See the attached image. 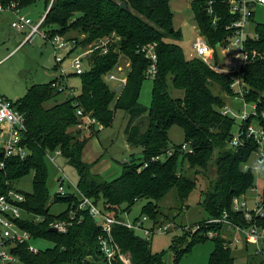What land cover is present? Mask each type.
I'll list each match as a JSON object with an SVG mask.
<instances>
[{"label":"trees","instance_id":"obj_1","mask_svg":"<svg viewBox=\"0 0 264 264\" xmlns=\"http://www.w3.org/2000/svg\"><path fill=\"white\" fill-rule=\"evenodd\" d=\"M38 1H43L48 10L40 26L46 40L67 31L76 32L72 53L105 41L112 34L119 42L116 45L108 42L106 53L100 48L90 52L86 58L88 68L78 76L81 78L80 95L58 99L62 93L52 87L58 82L54 78L47 84L32 85L23 98L13 103L24 118L26 131L22 143L27 156L22 160L14 157L4 160L0 151V162H4V167L0 168V195L12 189L13 182L34 172L33 191L23 194L26 202L22 209L27 215L19 225L34 238L51 240L53 247L32 254L27 250V244H21L15 246L12 254L26 264H95L99 259L95 242L99 229L95 220L81 211L75 213L74 221L68 218L71 208L78 206V195L56 194L55 201L66 202L69 210L59 217L49 214L46 155L56 150L62 152L61 161L76 172L79 193L105 215L120 218L124 212H130L135 202L144 200L142 216L151 221L152 226L148 227L154 230L161 225L151 216L158 203L172 189L176 190V199L184 203L195 186V181L184 175L185 163L190 169L205 171L213 166L215 170L201 201L207 216L218 218L227 211L235 224L243 223L238 215L230 212V204L233 198L247 193L253 186V171H244L243 166L253 156L256 144L249 139L244 148H228L236 121L220 112L226 99L233 96L231 84L240 79L245 101L255 103L257 111L264 113V25L256 27L255 34L259 36L256 39L247 36L244 46L248 61L238 72L229 75L184 56L181 47L174 42L181 40V31L174 29L170 0H53L51 5L50 0H0V4L14 3L21 11ZM229 1L191 0L190 3L199 32L214 50L216 45L223 48L230 36L225 31L233 19ZM123 2L127 4V10L121 8ZM214 17H217L215 25L212 23ZM149 46L156 55V73L152 78V102L147 110L138 104V96L151 65L142 51ZM120 54L129 60V66L125 84L117 91L102 79L118 64ZM214 58L216 65V53ZM172 90L179 92L176 97L172 96ZM113 109L129 116L124 130L125 142L131 151L141 149L142 160L136 162L132 158L130 165L125 163L119 178L107 182L91 172L93 164L83 161L89 138H82L81 132L92 131L94 135L98 132L95 125H88L87 117L102 128L108 127L113 120ZM78 110L82 111V117L77 116ZM262 123L264 126V120ZM173 126L183 131L184 143L190 145L189 153L181 151L183 143L173 146L171 154L167 155L170 150L168 132ZM161 156L158 161L151 160ZM144 163H147L145 168ZM55 221L72 225L65 233H52L50 227ZM212 226L211 230L220 233L214 238H209L204 229L189 239L186 233L175 235L168 249L175 256L174 264L192 245L205 240L215 244L208 264H235L234 251L246 252V258L250 257L248 264H257V258L248 248L226 247L229 240L222 237L223 227H209ZM113 239L121 251L129 255L132 264H164L166 251L152 252L150 241L136 237L132 230L115 227Z\"/></svg>","mask_w":264,"mask_h":264},{"label":"rangeland","instance_id":"obj_2","mask_svg":"<svg viewBox=\"0 0 264 264\" xmlns=\"http://www.w3.org/2000/svg\"><path fill=\"white\" fill-rule=\"evenodd\" d=\"M191 0H170V8L173 13V26L175 30L181 31V40L174 41L183 50L184 56L190 60L189 55L192 53V43L195 41L197 35H199L196 23L193 19V14L190 8ZM254 23L257 25H264V5L263 7L257 6L253 10ZM46 13V7L43 1H38L35 5L28 7L26 10H21L18 16L29 18L33 24L38 23L43 15ZM14 16L8 12L0 13V95L11 101L17 102L25 95V92L32 85L47 84L59 75V70H54V67H58L55 63V55L59 63V67L67 74L70 91L60 94V100H63L69 96H77L81 93V78L74 75L70 68V61L78 56L82 55L83 51H89L93 49L94 45L84 47L83 50H75L73 53H68L67 49L58 50L55 52L50 41L46 40L45 36L40 34H34L29 42L25 41L26 35L17 33L11 28V21ZM251 29V28H250ZM25 31V30H24ZM29 32V29H26ZM62 39L73 40L76 37V32L67 31L64 34H57ZM203 36L204 39L205 36ZM83 36L80 37V39ZM104 40V39H103ZM107 41L116 45L119 42L113 34L106 38ZM97 43V42H95ZM69 54V55H67ZM90 64V63H89ZM129 66V60L122 54L119 56L118 64L111 68L107 76L113 75L118 79H125ZM84 70L88 68V62L85 57L82 63ZM103 77L102 80L104 79ZM109 86L116 85V81L105 80ZM153 87V81L150 77L146 78L141 85L140 94L138 98V104L144 108L149 109L152 102L151 92ZM179 93L172 90L171 94L176 97ZM232 98L226 99L225 107H231L232 111L236 114H240L243 105L240 102L233 103ZM250 107V105H247ZM113 120L108 127L95 128L98 130L97 134H91L90 132H81L82 138H89L85 147V158L95 166V171L101 176L104 181L111 182L119 178L123 172L125 163L130 165L132 158L136 162L142 160L141 149L137 148L132 151L126 145L124 130L127 126L129 116L120 110L113 109ZM140 121V120H139ZM144 121V120H143ZM239 125V121L236 120L232 133H235ZM146 125L144 124V128ZM84 128V127H83ZM96 133V131H95ZM91 135H93L91 137ZM169 146L171 149L173 146H178L184 143V133L179 127L173 126L169 132ZM91 137V138H90ZM57 164L61 169V172L46 159L47 170V182L46 187L48 193V206L49 214L52 217H59L67 213L69 206L66 202L55 201V195L58 189V179L64 180V190L66 193H72L73 187L70 185L73 183L76 186L77 175L73 168L66 166L61 159H57ZM181 161V158L180 160ZM135 162V163H136ZM180 163V162H179ZM248 164L253 167L255 164V158L252 156ZM184 175L195 181V186L189 193L188 199L181 203L176 199V190L172 189L155 207L152 211L153 217L158 219L161 223L157 228L167 226L168 231L155 232L149 236L152 252L166 251L164 256V264H174V257L172 252L169 251V246L173 241L175 235L186 233L189 239L197 232L213 231V238L217 237L220 233L209 227L207 221L209 218L201 207V201L203 194L208 190L211 180L214 177V168L209 166L208 170H200L198 168H186L184 163ZM30 171L27 175L13 182L10 187L22 194H31L33 191V174ZM253 187L257 188V194L262 193L264 186V169H258L253 172ZM68 180L71 181L68 182ZM249 196L251 195H247ZM145 204L144 200L137 201L130 208L129 213L121 214L127 223L133 224L136 220L140 219L143 215L142 210ZM183 206V207H182ZM147 226H152L151 221L148 219ZM210 230V231H209ZM224 233V232H223ZM228 241V233L225 232L222 235ZM26 244L35 249L37 252H45L53 247V242L47 238H34L31 237L26 241ZM215 250V244L211 240H205L197 242L192 245V248L184 254L177 264H208L210 255ZM253 249L250 248L249 252ZM235 264L249 263L246 258L247 253L240 251H234ZM248 261V262H247ZM0 264H5L0 260ZM11 264H26L18 258H14Z\"/></svg>","mask_w":264,"mask_h":264},{"label":"built area","instance_id":"obj_3","mask_svg":"<svg viewBox=\"0 0 264 264\" xmlns=\"http://www.w3.org/2000/svg\"><path fill=\"white\" fill-rule=\"evenodd\" d=\"M52 2L53 0H50V5ZM256 5L263 6L264 0H230L228 2L229 13L233 15V19L225 27V31L228 32L230 36L227 39L226 45L221 48L220 51L225 58L224 66L219 65L218 61L217 64L214 65L215 50L207 44L206 39H204L201 34L197 35L195 41L192 43V53L189 55L191 60H200L210 68L225 74L232 75L233 73L238 72L241 66L248 61V54L245 51L244 46L248 36L246 29L251 22L252 9ZM1 12H8L14 16L10 25L16 32L21 33L24 32V30L26 31V29H29V32H25L26 37L24 44L29 42L34 34L43 35L45 38L43 32L40 30L45 15L41 17L38 23L33 24L29 18L18 16L20 10L14 3H9L6 6L0 4V13ZM47 12L48 10L46 13ZM208 14H212L211 9L208 10ZM216 19L217 17H214L212 20L214 25L217 22ZM252 37L256 39L259 36L255 34ZM48 41H50L55 52L67 49L69 53L75 46L74 41L62 39L59 36H55ZM108 42L109 41L107 40L97 42L95 43V48H90L89 51L87 50L86 52H83L82 55L74 57L70 61V68L74 75L80 76L84 73L85 70L82 67V63L85 57H88L90 52L100 48L104 50L103 53H106V45ZM152 49L153 47L149 46L142 50L145 54V58L149 60L151 64L146 71V76L150 77V79L153 78L156 73V55ZM55 62L58 65L61 62L58 61L56 55ZM57 70H59V75H57L55 79H57L58 82H54L52 87H54V89L57 88L61 93L70 91L71 94L72 89L69 88L65 71L60 67ZM104 79L119 82L120 85L125 84V79H118L113 75H106ZM231 88L233 89L231 100L233 103L240 102L243 107L240 114L234 113L229 106L224 107L220 112L222 116H229L235 121H239L236 132L232 134L231 139L228 141V148L233 150L242 147L244 148L246 140H253L256 144V149L252 153L255 158V164L251 167L246 163L243 166V170H251L254 172L258 169H264V126L262 123L264 120V113H259L257 111L255 103H247L245 101L240 79H236L231 84ZM247 105H250V107ZM76 114L79 117L83 116L81 110H78ZM87 123L88 125H95L98 128H102L94 120H91L88 117ZM78 127L81 128V125ZM83 127H85V125ZM85 128H87V124ZM25 131L26 127L22 115L17 112L11 101L0 95V151L4 160L12 157L22 160L27 156V150L22 143L23 133ZM171 151L172 149L167 152V155H170ZM181 151L189 153L191 151L189 143H184L181 146ZM46 158L61 172L56 161L57 159L62 158V152L60 150L54 151L53 154H47ZM159 159H162V156L152 158L151 160L155 162ZM3 167L4 162L2 161L0 162V168L2 169ZM145 167H147V163L143 164V168ZM68 182L71 183L70 180H68ZM63 185L64 180L62 178L58 179V189L56 194L59 196L67 194ZM70 185L74 189L72 193H75L80 198L78 206L71 208L68 215L71 222L75 220V213L77 211L87 212L94 220L95 218H98V222L96 223L98 224L99 234L96 237L95 242L99 252V259L96 260L95 264H132L129 255L124 254L113 239V230L115 227H124L134 232L137 230L142 231L144 239L146 240H149V236L155 232L168 231L167 226L156 227L152 230V228L145 225L148 221L146 216H142L133 224H130L121 217L117 218L105 215L90 199L82 196L73 183ZM247 195L251 196L247 198ZM25 202L26 197L14 189H9L5 194L0 195V260L5 264H11L14 258H16L11 252L15 246L26 244V241L32 237L19 225V222L24 219V215H27L22 209V205L25 204ZM230 209V212L238 215L243 223L238 222L235 224V221L231 219L230 214L227 211H224L220 217L209 219L207 221L208 225L221 226L224 231L228 233L229 243H227L226 247L228 246L236 250L243 249L244 247L248 249L252 248L253 250L251 251V254L257 258V264H264V224H261L264 222V186L262 193L260 194H257V188L252 186L247 193L240 197L233 198L230 204ZM70 225L72 224L66 221H55L51 224L50 228H55L57 232L65 233L67 227ZM212 232L213 231L207 232L209 238H213ZM27 250L32 254L37 253V251L29 245H27Z\"/></svg>","mask_w":264,"mask_h":264},{"label":"crops","instance_id":"obj_4","mask_svg":"<svg viewBox=\"0 0 264 264\" xmlns=\"http://www.w3.org/2000/svg\"><path fill=\"white\" fill-rule=\"evenodd\" d=\"M257 6H259V5H256V6H254L253 7V9H252V18H251V22L249 23V26L247 27V29H246V33L248 34V36H253V35H255V30H256V27L258 26L257 24H255L254 23V12H253V10H254V8L255 7H257ZM261 7V6H260ZM263 7V6H262ZM251 28V29H250ZM25 32H27V31H24V32H21V34H24L25 35ZM199 32V31H198ZM18 33V32H17ZM199 35L201 34V32H199L198 33ZM202 35V34H201ZM220 49H221V47H220ZM217 61H218V59H217ZM58 68H59V65H58ZM57 68V69H58ZM61 68V67H60ZM54 70H55V67H54ZM53 79H54V77H53ZM51 80H52V78H51ZM69 82V81H68ZM117 84L116 85H114V86H111L112 88H115V89H117L118 88V86H122V85H120V83L119 82H116ZM73 89V88H72ZM59 98V97H58ZM88 132V131H87ZM127 145V144H126ZM128 147V146H127ZM130 150V149H129ZM131 151V150H130ZM85 149H84V152H83V161L85 162V163H88V164H90L91 162L90 161H87L86 159H84L85 158ZM52 164V163H51ZM93 164V163H92ZM54 165V164H53ZM55 166V165H54ZM56 167V166H55ZM57 168V167H56ZM58 169V168H57ZM91 172L93 173V174H98V172H96L95 171V166H92V169H91ZM99 175V174H98Z\"/></svg>","mask_w":264,"mask_h":264},{"label":"water","instance_id":"obj_5","mask_svg":"<svg viewBox=\"0 0 264 264\" xmlns=\"http://www.w3.org/2000/svg\"><path fill=\"white\" fill-rule=\"evenodd\" d=\"M120 6H121V8L123 10H127L128 9V6H127V4L125 2L121 3ZM220 51H221L220 45H216L215 46V53H216V56L218 58V63H219V65L224 66L225 58H224V56L222 55V53ZM120 89H121V87L118 86V88L116 90L120 91ZM95 222H98V218H95ZM50 232L57 233V230L55 228H50ZM134 235L136 237L140 238V239H144V234H143L142 231L137 230V231L134 232Z\"/></svg>","mask_w":264,"mask_h":264},{"label":"bare ground","instance_id":"obj_6","mask_svg":"<svg viewBox=\"0 0 264 264\" xmlns=\"http://www.w3.org/2000/svg\"><path fill=\"white\" fill-rule=\"evenodd\" d=\"M210 231V230H209ZM246 253V252H245ZM251 256V255H250ZM248 258H250V257H248ZM248 262V261H247ZM250 262V261H249ZM246 264H248V263H246ZM251 264V263H250Z\"/></svg>","mask_w":264,"mask_h":264}]
</instances>
